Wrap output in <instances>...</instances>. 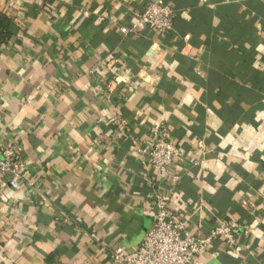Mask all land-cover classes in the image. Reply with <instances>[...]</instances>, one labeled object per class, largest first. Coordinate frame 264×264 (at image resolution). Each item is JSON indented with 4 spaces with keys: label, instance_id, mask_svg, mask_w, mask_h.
Wrapping results in <instances>:
<instances>
[{
    "label": "crops",
    "instance_id": "obj_1",
    "mask_svg": "<svg viewBox=\"0 0 264 264\" xmlns=\"http://www.w3.org/2000/svg\"><path fill=\"white\" fill-rule=\"evenodd\" d=\"M154 0H0V264H112L139 244L154 188L184 233L236 221L199 264H264V0H164V36L124 35ZM165 126L181 155L161 179L143 150Z\"/></svg>",
    "mask_w": 264,
    "mask_h": 264
},
{
    "label": "built area",
    "instance_id": "obj_2",
    "mask_svg": "<svg viewBox=\"0 0 264 264\" xmlns=\"http://www.w3.org/2000/svg\"><path fill=\"white\" fill-rule=\"evenodd\" d=\"M174 8L164 0L150 2L143 11L134 13L120 32L128 33L150 29L159 36L168 34L174 25ZM150 147L143 150L149 164L163 180L170 176L171 166L181 155L165 126H159ZM22 147L16 140L0 148V187L5 181L16 184L23 179ZM154 213L150 226L139 244L132 248L117 246L110 250L112 264H199L198 257L213 242L222 241L232 249L240 234L247 233L236 221H224L206 234H185L186 222L171 212L160 188H154ZM1 198V191H0Z\"/></svg>",
    "mask_w": 264,
    "mask_h": 264
},
{
    "label": "trees",
    "instance_id": "obj_3",
    "mask_svg": "<svg viewBox=\"0 0 264 264\" xmlns=\"http://www.w3.org/2000/svg\"><path fill=\"white\" fill-rule=\"evenodd\" d=\"M9 27L8 19H5L0 14V42H4L8 38V31L7 28Z\"/></svg>",
    "mask_w": 264,
    "mask_h": 264
}]
</instances>
